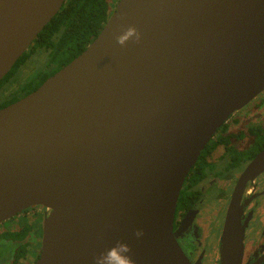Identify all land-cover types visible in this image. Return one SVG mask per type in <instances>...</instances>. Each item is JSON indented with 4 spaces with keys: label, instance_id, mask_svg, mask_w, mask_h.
Listing matches in <instances>:
<instances>
[{
    "label": "water",
    "instance_id": "water-1",
    "mask_svg": "<svg viewBox=\"0 0 264 264\" xmlns=\"http://www.w3.org/2000/svg\"><path fill=\"white\" fill-rule=\"evenodd\" d=\"M66 2L0 0V81ZM128 26L143 39L123 47ZM262 93L264 0H118L78 57L0 109V225L46 210L34 264H93L121 239L136 264H193L174 231L183 186ZM263 170L264 150L233 193L220 264H242L239 200Z\"/></svg>",
    "mask_w": 264,
    "mask_h": 264
},
{
    "label": "flooded vegetation",
    "instance_id": "flooded-vegetation-1",
    "mask_svg": "<svg viewBox=\"0 0 264 264\" xmlns=\"http://www.w3.org/2000/svg\"><path fill=\"white\" fill-rule=\"evenodd\" d=\"M47 71H49V68ZM33 81L34 79H31L21 85H17L15 84V80H12L1 89L0 99L4 103L11 102L15 98H19L17 100L19 101L29 95L26 94L28 92L26 87H30ZM15 102H11L0 109ZM241 111L236 112L224 125L226 129L223 126L212 139L214 141L219 136H223L224 141L226 140L228 144L223 143L219 144L213 150H204L200 156L201 169L199 170L197 168L196 170H199L197 178L193 179L192 183L186 184L185 182L181 191V194L184 193L186 200L182 205L178 203L174 231L180 246L186 255L192 259L193 264H209L212 261L209 255V246L205 240L208 215L215 222V225L217 220H219L215 227L216 230L218 226L220 227L215 263L220 264V242L233 193L247 166L264 150V148L259 150L256 154L249 157L248 160L242 158L239 164V154L246 152L254 143V136L250 134L249 129L260 126L264 128V124L259 123L261 118H256L252 114H249L250 116L242 115ZM229 123L245 126L243 130L233 132L229 127ZM247 141H249L247 146L241 147L243 146L242 143H246ZM196 165L193 167V170H195ZM190 174L192 175V173ZM239 210L241 224L245 227L242 264H264V170L256 173L244 185V190L239 200ZM32 211H34V221H29L28 223L31 224L34 222L35 224L32 225L34 235L36 236L37 234L39 237L41 233L42 237L43 221L46 216L45 209L42 207H33L17 217H21ZM39 226L42 228V231L40 230L41 228H38ZM15 229L17 228L13 230ZM39 239L41 245V238ZM29 257L27 261H29ZM35 261L36 257L32 264Z\"/></svg>",
    "mask_w": 264,
    "mask_h": 264
},
{
    "label": "trees",
    "instance_id": "trees-1",
    "mask_svg": "<svg viewBox=\"0 0 264 264\" xmlns=\"http://www.w3.org/2000/svg\"><path fill=\"white\" fill-rule=\"evenodd\" d=\"M117 1L67 0L60 12L39 34L30 49L18 60L10 73L0 81V92L7 83L12 80L16 81L22 67L34 55L41 52L47 54V68H49V71L40 80L33 82L30 87H26L28 91L26 94H30L39 88L49 77L78 57L97 38L111 17ZM18 99L15 98L11 102H15ZM11 102L4 103L0 99V108ZM249 130L250 134L254 136V143L246 152L239 154V164L242 158L248 160L249 157L264 148V128L261 126L251 127ZM223 138V136H219L216 140H212L205 150H213L219 144H228ZM200 166L201 158L198 160L195 170L192 169V175L190 174V177L186 180V184L192 183L193 179L197 178L198 172L201 169ZM197 168L199 169L198 171H196ZM185 200V195L182 193L178 203L182 205ZM33 230L31 224L25 223L15 230H6L0 233V240L12 242L15 247L13 260L9 264H26L29 255L34 253L36 248L38 250L36 259L39 257V248L41 246L39 238H41V233L39 237L37 234L35 236Z\"/></svg>",
    "mask_w": 264,
    "mask_h": 264
},
{
    "label": "rangeland",
    "instance_id": "rangeland-1",
    "mask_svg": "<svg viewBox=\"0 0 264 264\" xmlns=\"http://www.w3.org/2000/svg\"><path fill=\"white\" fill-rule=\"evenodd\" d=\"M116 5V4H115ZM43 52V51H42ZM48 57L47 54L38 53L34 55L27 65L21 70L19 74V78L15 81V84L21 85L22 83L34 79L33 82H36L41 79V77L46 73L48 70L47 68ZM16 86V85H15ZM254 107V108H253ZM242 115L250 116L249 114L254 115L256 118H261L260 124H264V93L256 98L253 103L248 106L246 109L241 111ZM245 125H234L233 123H229V127L233 130V132H237L238 130H243ZM249 141L246 143H242L243 146L246 147ZM29 221H34V211L29 212L27 214L22 215L21 217H16L7 222L0 225V232L3 230H13L14 228H19L23 224L28 223ZM219 220H217L216 225ZM35 223H31L34 225ZM215 222L210 219V215L207 216V227L205 233V240L209 246V252L211 257V262L209 264H216L215 258L217 256V247H218V240L220 236V227L218 226L216 230ZM41 228L40 226L38 227ZM42 231V228L40 229ZM42 238V237H41ZM15 247L12 242H4L0 240V264H9L13 260V252ZM38 254V250L36 248L35 252L32 253L29 257L28 263H33L35 260L36 255Z\"/></svg>",
    "mask_w": 264,
    "mask_h": 264
},
{
    "label": "clouds",
    "instance_id": "clouds-1",
    "mask_svg": "<svg viewBox=\"0 0 264 264\" xmlns=\"http://www.w3.org/2000/svg\"><path fill=\"white\" fill-rule=\"evenodd\" d=\"M143 33L135 26H128L121 34L116 36L119 45L126 47L130 42H142ZM144 232L137 230L135 236L143 237ZM93 264H136L133 259L132 245L125 240H117L115 244L94 257Z\"/></svg>",
    "mask_w": 264,
    "mask_h": 264
},
{
    "label": "built area",
    "instance_id": "built-area-1",
    "mask_svg": "<svg viewBox=\"0 0 264 264\" xmlns=\"http://www.w3.org/2000/svg\"><path fill=\"white\" fill-rule=\"evenodd\" d=\"M44 209V208H43Z\"/></svg>",
    "mask_w": 264,
    "mask_h": 264
}]
</instances>
